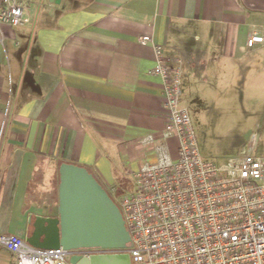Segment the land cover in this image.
Segmentation results:
<instances>
[{"label":"crops","instance_id":"obj_1","mask_svg":"<svg viewBox=\"0 0 264 264\" xmlns=\"http://www.w3.org/2000/svg\"><path fill=\"white\" fill-rule=\"evenodd\" d=\"M23 18L0 24V234L26 239L37 216H58L62 163L86 168L118 207L123 167L133 177L153 158L137 139L165 112L141 35L180 67L191 119L206 100L264 104V41L246 45L264 38V0H24ZM0 264H16L2 247Z\"/></svg>","mask_w":264,"mask_h":264},{"label":"built area","instance_id":"obj_2","mask_svg":"<svg viewBox=\"0 0 264 264\" xmlns=\"http://www.w3.org/2000/svg\"><path fill=\"white\" fill-rule=\"evenodd\" d=\"M23 7L24 0H0V24L21 25ZM138 41L153 49L150 72L161 80L165 123L137 139L153 158L133 173L134 188L116 197L129 233L126 247L40 248L16 234H0V247L16 264H71L73 254L116 252L127 253L130 264H264V159L252 147L223 160L204 158L190 112L180 105V67L167 62L150 35ZM263 41L252 33L246 45Z\"/></svg>","mask_w":264,"mask_h":264},{"label":"water","instance_id":"obj_3","mask_svg":"<svg viewBox=\"0 0 264 264\" xmlns=\"http://www.w3.org/2000/svg\"><path fill=\"white\" fill-rule=\"evenodd\" d=\"M58 216H37L25 239L40 248H124L129 233L117 205L94 176L82 166H59ZM71 264H130L125 252L73 254Z\"/></svg>","mask_w":264,"mask_h":264},{"label":"rangeland","instance_id":"obj_4","mask_svg":"<svg viewBox=\"0 0 264 264\" xmlns=\"http://www.w3.org/2000/svg\"><path fill=\"white\" fill-rule=\"evenodd\" d=\"M221 105L233 108L215 109L212 102L206 100L202 103L200 115L192 114V125L201 155L223 160L225 157L237 156L244 145V151L252 147L253 154L264 159V104L262 107L258 103L254 104L256 107L253 111H247L249 105L246 102ZM129 167H123L120 178L114 184L122 193L134 188V179L128 174Z\"/></svg>","mask_w":264,"mask_h":264}]
</instances>
